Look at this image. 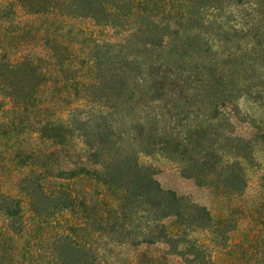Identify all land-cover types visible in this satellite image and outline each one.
<instances>
[{
	"label": "trees",
	"instance_id": "16d2710c",
	"mask_svg": "<svg viewBox=\"0 0 264 264\" xmlns=\"http://www.w3.org/2000/svg\"><path fill=\"white\" fill-rule=\"evenodd\" d=\"M16 2L31 15L90 18L120 30L127 51L118 50L108 67L97 70L93 83L83 84L84 109H69L59 115L52 113L53 100L43 95L49 80L35 60L14 62L0 53V92L11 104L8 110L0 109V175L8 173L11 166L22 169L18 190L28 200L34 218L41 221L39 227L28 226L21 200L0 189V264H96L72 238L55 228H44L69 209L70 191L61 184L54 189L48 187L68 176L83 175L95 178L103 187L116 188L124 193V202L130 208L135 209L141 200L148 207L145 212L154 208L159 223L175 218L186 227L207 229L211 221L205 208L186 206L175 192L162 189L154 171L139 166L136 151L114 139L124 135L115 131L127 115L102 125H97L95 115L101 108L116 118L134 111V105L162 101L164 88L151 72L155 67L166 68L171 77L178 71L186 74L198 92L197 122L188 128V135H183L170 131L165 117L145 116L139 148L180 159L184 177L199 184L226 173L227 181L234 182L235 192L240 193L246 184L242 168L230 164L225 167L221 161L226 157L247 159L252 153L250 143L237 137L238 143L229 153L218 141L231 143L232 131H225L223 137L202 135L197 141L192 133L206 122L215 124L226 117L237 120L240 113L236 102L242 97L264 101V0ZM51 53L64 68L65 59L53 50ZM226 65L233 67L232 72H224ZM97 97H104V103H96ZM180 106L175 107L178 117L184 112ZM88 107L91 110L85 111ZM201 118L207 121L201 124ZM22 130L37 144L18 143L16 138ZM75 142L83 154L69 162ZM63 164L74 169L64 170ZM151 242L172 241L163 227L161 237Z\"/></svg>",
	"mask_w": 264,
	"mask_h": 264
},
{
	"label": "rangeland",
	"instance_id": "374dc122",
	"mask_svg": "<svg viewBox=\"0 0 264 264\" xmlns=\"http://www.w3.org/2000/svg\"><path fill=\"white\" fill-rule=\"evenodd\" d=\"M124 37L122 31L97 24L90 18L31 15L17 5L16 0L0 1V53H6L14 62L35 60L49 80L43 95L55 103L52 113L56 115L66 114L69 109H84L82 105L87 104L83 100V84L93 83L97 70L103 65L108 67L112 58L118 56V50L127 51V47H123ZM51 49L65 59L64 68L54 61ZM224 67V72H232L230 65ZM151 72L164 88L162 101L134 105V111H127L132 112L131 115L125 112L116 118L100 108L95 115L97 125L127 115L115 131L124 135L120 138L114 135V139L136 151L139 166L153 170L162 189L175 192L186 206L205 208L210 215V226L190 228L175 218L159 223L154 208L149 207L151 212H145L148 207L141 200L135 209L130 208L124 202V193L82 175L49 184L50 189L61 184L70 191V206L56 222L44 228H55L72 238L96 264H264V101L242 97L236 102L240 113L237 120L226 117L215 124H202L207 120L198 119L202 125L192 133L195 141L202 135L223 137L225 131H232V142L218 141L219 146L224 144L231 153L238 137L249 142L252 149L247 159L226 157L221 161L225 167L230 164L242 168L246 184L240 193L235 192L234 182L227 181L226 173L215 174L209 182L199 184L184 177L180 159H172L159 150L146 152L139 148L140 126L145 116H163L169 120L170 131L174 129L183 135H188V128L197 122L198 92L193 90L188 76L178 71V76L176 73L171 77L161 66ZM104 100L100 97L95 101L103 104ZM178 105H181L180 110L184 108L180 117L175 114ZM10 106L0 92V109L8 110ZM172 119L174 122L170 124ZM21 133L16 138L18 143L37 144L30 135L23 134L24 130ZM74 145L70 152L73 159H68L69 162L77 161L83 154L82 147L76 142ZM63 167L64 170L74 169L66 164ZM9 168L8 173L0 175L1 191L21 200L28 226H41V221L31 213L28 200L18 190L22 169ZM163 227L172 242H151L161 237Z\"/></svg>",
	"mask_w": 264,
	"mask_h": 264
}]
</instances>
